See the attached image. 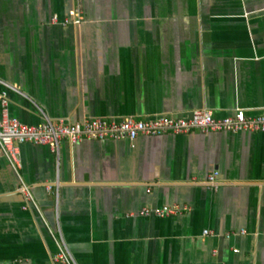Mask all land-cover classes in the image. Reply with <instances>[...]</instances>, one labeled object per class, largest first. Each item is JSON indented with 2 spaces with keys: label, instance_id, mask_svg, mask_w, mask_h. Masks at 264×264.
<instances>
[{
  "label": "crops",
  "instance_id": "crops-1",
  "mask_svg": "<svg viewBox=\"0 0 264 264\" xmlns=\"http://www.w3.org/2000/svg\"><path fill=\"white\" fill-rule=\"evenodd\" d=\"M3 93L26 125L263 115L264 0H0ZM20 149L18 174L0 154V264H53L61 237L78 264H264V134Z\"/></svg>",
  "mask_w": 264,
  "mask_h": 264
},
{
  "label": "built area",
  "instance_id": "built-area-1",
  "mask_svg": "<svg viewBox=\"0 0 264 264\" xmlns=\"http://www.w3.org/2000/svg\"><path fill=\"white\" fill-rule=\"evenodd\" d=\"M77 1L80 4L81 0ZM54 22H56V19H54ZM0 101L3 108V115L0 120V154L3 155L17 174L21 168L20 147L24 144L48 146L52 153L58 157L63 141L78 144L85 140H127L133 143L140 136L186 135L196 131L204 134L215 132L264 134V114L257 117H248L243 109H238L234 115L223 119H217L211 111L203 109L192 112L188 118L160 117L147 120L91 118L72 124L64 119L53 120L44 116L41 123L26 125L16 118L9 117L8 100L5 93L0 95ZM218 177V172H215L208 178L206 185L217 188ZM47 190H51L49 185ZM19 191L23 194L27 206H36L30 187L22 183ZM182 212L183 209L173 206L144 209L140 214L142 216L165 218L177 216ZM210 234L209 230L203 232L204 236ZM53 264H78L63 237L58 241V251L53 257Z\"/></svg>",
  "mask_w": 264,
  "mask_h": 264
}]
</instances>
